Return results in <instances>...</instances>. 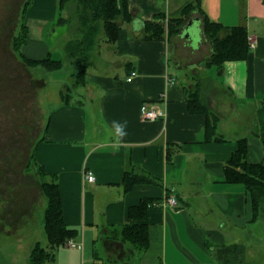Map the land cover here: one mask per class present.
I'll list each match as a JSON object with an SVG mask.
<instances>
[{"label":"crops","instance_id":"crops-1","mask_svg":"<svg viewBox=\"0 0 264 264\" xmlns=\"http://www.w3.org/2000/svg\"><path fill=\"white\" fill-rule=\"evenodd\" d=\"M187 1L128 0L133 20L121 24L115 42L101 40L95 48L84 82L74 87L78 98L65 103L59 90L58 104L46 112L35 161L55 175L63 220L80 232L45 264H260L263 236L254 225L261 222L250 221L249 195L242 184L225 181L224 165L239 138L247 140V162L264 158V2L200 0L209 20L247 31L246 57L215 65L208 63L212 45L197 19L172 34L165 25L163 39L144 37L142 21L163 13L166 24ZM57 5L33 0L32 15L45 21ZM194 20L197 40L185 32ZM37 41L33 54L49 55ZM195 91L217 116L223 140L206 141L205 116L189 112ZM162 92L166 117L142 119L141 105ZM127 170L150 172L158 183L125 191ZM88 171L93 181L85 178ZM142 198L155 201L146 219L133 220L147 224L143 250L118 234L131 221L128 207ZM231 244L239 245L238 255L217 252Z\"/></svg>","mask_w":264,"mask_h":264},{"label":"rangeland","instance_id":"rangeland-1","mask_svg":"<svg viewBox=\"0 0 264 264\" xmlns=\"http://www.w3.org/2000/svg\"><path fill=\"white\" fill-rule=\"evenodd\" d=\"M25 1L0 0V264H26L36 241L46 245L43 221L47 199L30 155L35 141L43 136L46 112L59 102V90L70 86L71 98H78L70 75L74 67L64 47L68 40L80 36L74 15L76 0L52 11L45 21L32 15V3L23 10ZM59 16L66 20L58 22ZM22 24L28 25L29 39L21 52L42 57L32 52L41 39L49 55L62 60L61 69L48 71L24 64L13 49V38ZM199 30V21L194 20L185 32L197 40ZM49 179L50 175L45 177ZM257 222L261 223H255L254 231L263 236L258 258L264 264V220Z\"/></svg>","mask_w":264,"mask_h":264},{"label":"trees","instance_id":"trees-1","mask_svg":"<svg viewBox=\"0 0 264 264\" xmlns=\"http://www.w3.org/2000/svg\"><path fill=\"white\" fill-rule=\"evenodd\" d=\"M33 0L24 2L23 10ZM57 9L62 10L70 0H57ZM264 2V0H263ZM194 13L198 17H191ZM74 15L78 20L80 36L70 39L65 44L67 57L71 59L73 71L72 85L76 86L84 82L87 68L92 64V56L95 48L101 40L115 42L119 37V30L123 22L132 21L133 13L128 9V0H76ZM164 14H156L151 20L142 21V32L145 38L163 39L165 25L167 33L172 34L187 19H196L202 22L203 32L212 45V52L208 63L219 65L226 60L245 58L249 50L247 31L244 26H225L219 22L211 21L204 14L200 7V0H189L183 4L174 16L168 17L165 24ZM66 19L58 17V22ZM28 27L21 25V31L13 38V49L18 51L20 59L29 67L40 66L48 71L59 70L63 66L61 59L52 58L47 55L42 58H31L21 52V46L27 41ZM70 86L60 90V95L65 103H69L71 93ZM187 108L191 113H200L205 116L206 141L223 140L217 134L218 118L202 103L198 92H193L187 100ZM35 146V144H34ZM34 146L30 155L34 166L40 174L41 187L47 199L44 210L43 229L46 238V245L36 241L32 246L26 264H45L54 258V250L67 242V239L77 237L79 230L76 227L65 224L61 209V200L57 182L54 174H47L44 167L35 161ZM264 152V138L262 139ZM247 140L239 138L235 142V148L231 151L229 159L224 165V178L228 183L242 184L249 195L251 209L250 221L264 219V158L258 163H249L246 160ZM51 179L45 180V177ZM137 183H158L157 178L150 172H124L122 186L125 191ZM150 198H142L137 204L129 206L127 216L131 221L120 226L118 234L124 242L130 243L136 249H146L148 246V231L145 222H134L133 220H144L147 218V209L154 204ZM238 244L223 245L218 249L226 253L238 255Z\"/></svg>","mask_w":264,"mask_h":264},{"label":"built area","instance_id":"built-area-1","mask_svg":"<svg viewBox=\"0 0 264 264\" xmlns=\"http://www.w3.org/2000/svg\"><path fill=\"white\" fill-rule=\"evenodd\" d=\"M249 45H253L252 40L249 41ZM133 74L134 73H131V75ZM164 96H165V92H162L159 96V99L154 100L152 102H144L140 107L141 118L144 120H154L157 118H165L166 110L161 106V102L164 100L163 98ZM84 176L88 181H93L94 179V176L90 171L86 172ZM166 201L172 205L177 204L174 196H168L166 198ZM66 243L71 246L75 244V242L72 239H68Z\"/></svg>","mask_w":264,"mask_h":264},{"label":"water","instance_id":"water-1","mask_svg":"<svg viewBox=\"0 0 264 264\" xmlns=\"http://www.w3.org/2000/svg\"><path fill=\"white\" fill-rule=\"evenodd\" d=\"M197 19V18H196ZM184 27H187L186 25H184Z\"/></svg>","mask_w":264,"mask_h":264},{"label":"bare ground","instance_id":"bare-ground-1","mask_svg":"<svg viewBox=\"0 0 264 264\" xmlns=\"http://www.w3.org/2000/svg\"><path fill=\"white\" fill-rule=\"evenodd\" d=\"M18 59V58H17Z\"/></svg>","mask_w":264,"mask_h":264}]
</instances>
